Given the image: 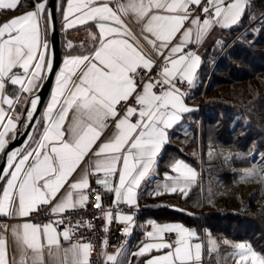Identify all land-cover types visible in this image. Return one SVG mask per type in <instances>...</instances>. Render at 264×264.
<instances>
[{"label":"snow or ice","instance_id":"1","mask_svg":"<svg viewBox=\"0 0 264 264\" xmlns=\"http://www.w3.org/2000/svg\"><path fill=\"white\" fill-rule=\"evenodd\" d=\"M19 3L20 0H0V9L17 10ZM66 3L65 29L91 22L98 30L91 33L94 47L87 54L64 60L39 139L29 135L31 143L6 153V167L0 169V181H5L0 189V215L27 218L42 206L51 205L50 213L60 218L46 224L25 220L11 228L0 226V264H48L46 254L52 264H90L94 246L83 242L82 237L72 242L85 222L77 221L75 227L65 226L61 231L63 214L84 209L92 194L95 206H101L102 195L90 182L94 175L102 176L96 184L114 195V203L138 206L137 189L153 171L168 142L169 130L184 114L194 111L186 105V93L181 90L185 83L195 87L198 78L201 56L194 47L202 45L216 28L238 26L250 0ZM128 19L140 25L141 36L155 58L145 54L125 22ZM41 20L45 21L47 34L53 21L47 0L0 26V152L5 151L7 137L17 127L18 118L14 121L9 111L19 103L21 95L31 96L39 89L46 79L43 73L53 67L48 58L49 43L46 38L41 40ZM67 46L73 45L69 41ZM9 87L18 89L14 97L8 95ZM38 102V95L29 101L31 111L26 116L30 124ZM110 128L111 134L105 136ZM86 159L87 167L82 168ZM171 171L175 175L166 174L171 183L155 194L187 198L197 182V172L180 160L175 161ZM254 174V170L247 173ZM104 215L111 224L112 213ZM118 219L125 225V235H130L134 215L120 214ZM150 227L153 230L146 233L150 242L133 255L145 256L153 251L162 254L151 256L145 264H203L202 244L191 242L197 236L195 231L178 223H150ZM168 234H174L175 240H167ZM9 235L15 244L11 261ZM62 241L69 247H62ZM103 243L106 247L108 242ZM234 248L237 251L232 258L236 264H264V254L250 244L237 243ZM122 251H105L104 264H125L120 258Z\"/></svg>","mask_w":264,"mask_h":264},{"label":"trees","instance_id":"2","mask_svg":"<svg viewBox=\"0 0 264 264\" xmlns=\"http://www.w3.org/2000/svg\"><path fill=\"white\" fill-rule=\"evenodd\" d=\"M34 3L35 0H21L17 10L32 7ZM263 12L264 0H253L239 25L246 21L245 17L249 14L259 16ZM239 25L231 29L239 28ZM255 25L258 27L256 34L253 31L241 34L225 49L215 63L206 89L208 93L214 91L217 85L224 84L227 87L224 91L232 87L234 96L208 95L199 101L200 109L187 114L190 122L187 132H177L159 157L161 169H169L178 158L191 163L198 170L196 184L187 198L164 193L141 199L138 217L159 223L180 222L199 230L206 228L216 236L246 239L255 251L264 254V204L257 207L255 201H250L244 208H236L234 204L219 206L207 197L208 182L215 184L212 176L214 168H226L221 172L223 178L217 183L224 187L227 184L225 177L229 172L236 173L234 168L238 164L235 156L228 153L220 165L216 159L208 156L211 149L226 147L233 152L252 151L250 159L264 155V14ZM206 55H201L197 83L205 80L201 74ZM203 75L205 77V73ZM196 86L187 95L193 107L194 98L203 88L202 81ZM198 116L200 121H193ZM187 137L190 138L191 147L186 145ZM192 142L198 149L196 154L188 152L193 149ZM203 204L202 209H195Z\"/></svg>","mask_w":264,"mask_h":264},{"label":"crops","instance_id":"3","mask_svg":"<svg viewBox=\"0 0 264 264\" xmlns=\"http://www.w3.org/2000/svg\"><path fill=\"white\" fill-rule=\"evenodd\" d=\"M252 1L253 0H250V3ZM40 2H41V0H35V3L32 7H26V8L21 9V10L0 9V12H2V17L0 19V26H2L4 22L10 21L14 17H18V16L23 15L24 13H26L28 11H32L34 9L35 5L40 3ZM112 2L114 3L115 0H112ZM66 7H67L66 0H56V17H57V27H58L59 44H60V63H59L57 70L55 71L54 76H53V80L51 83V87H50V91L48 93V96L45 99V102L41 108V112L37 118V120H39L41 123L40 124L35 123L33 130L30 134L35 139H39L40 133H42V131H43L44 114L47 110V105L51 102L52 93L56 88V76L60 73V70L64 67V60L68 57H71V56L87 54L89 52V50H91L94 47V41L92 39L91 33L98 31L94 27V25L91 24V22H89V24H86V25H77L76 27L65 29L64 20H63V10L66 9ZM125 22H126L128 28L132 31L134 36L139 40L140 44L143 46V50H144L145 54L153 56V58H155L154 54L151 53V51H150V47L147 45V43L143 40V38L141 36L140 25L135 23L134 20H132V19H128ZM40 23H41V40L43 41L46 38L48 43H49V35H48V33L45 34V32H44L45 21L41 20ZM226 30H228V29L216 28L214 31H212L205 38V41L202 45H204L205 43H207L210 40H213V39L215 40L218 37L220 38L221 35H219V34L223 33ZM69 41L73 45L71 48H69L67 46ZM202 45H196L194 47V50L196 52H198V54L200 56H201ZM49 56H50V52H49ZM201 61H202V58H201ZM46 71L47 70H45V72L43 73L44 76L46 74ZM198 73H199V69L197 72V77H198ZM196 83H197V80H196ZM195 86H196V84H195ZM191 88H194V87H191ZM17 90L18 89H15L13 87H9L8 88V95L10 97H14L16 95ZM29 97L30 96L28 94L21 95L19 103L16 104V106L13 110L9 111V115L14 119V121H17V118L19 119L20 114L24 108V105L27 102ZM185 103L187 106L194 108L193 105L188 101L187 95L185 97ZM5 108H7L6 105H5ZM187 114L188 113L184 114L181 121L177 125H175L171 130H169L168 142L172 140V137L175 134H177V132L186 133L183 131L188 130L189 123H190L189 119L187 118ZM112 130L113 129L110 128L108 130V132L105 133V136L110 135ZM0 131H3V128H0ZM13 135H14V133H9V135L7 137L8 141L12 138ZM29 143H31V141L28 138L27 141L25 142L24 146L26 144H29ZM34 146L35 145H33V147ZM164 146H163V148H164ZM163 148L161 149V152H160L159 156L157 157V161H156V164L154 166L153 171L149 174V176H147L141 182L139 189H137L138 203L141 201V199H144L146 197L157 196L155 194L157 191H161V192L164 191L163 185L166 183L167 184L171 183V181H168L166 179V174L167 175H175V173L171 171V166L177 160L183 161L184 163H186L187 165L192 167L198 174V170L193 165H191V163H189L188 161H186L185 159H182V158H178L173 163H171L169 169H161L160 165H159V157L163 151ZM1 154H2V152H0V155ZM81 167L82 168L87 167V159H86L85 163L81 165ZM76 178L78 179L79 177L77 176ZM197 179H198V177H197ZM4 186H5V181H2L0 184V189H2ZM111 200H114V195L112 193H107L104 190V201H105V203H109ZM25 220L30 221L28 218H18V217L13 218V217H6V216L0 215V226L7 225L9 228H11L13 226H17V225L24 223ZM30 222H32V221H30ZM150 223H155V224H159V225L178 223V224H181L184 227L188 228L189 230L195 231L197 233V236L192 238L191 242L202 244V258H204L205 256L212 257L217 263V260L215 259V257L212 255V253H209V250H208L209 239H208V236L206 235V231L208 229L203 228V229L199 230L196 227L186 226L180 222L159 223V222H156L150 218L136 217V218H134V225L132 227V231L130 234L131 238H130L129 242L125 246L120 248V249H123L122 255L120 258L125 260V264H127L128 261H131V264H145V261L147 259L151 258V256H156V255L162 254L160 252L153 251L152 253L145 255V256L137 257V256L133 255V253L137 252L138 249L140 247H142V245L144 243L150 242L149 239L147 238V235H146L147 232L153 230L150 227ZM59 230L62 231L63 229L59 228ZM72 242L75 243L74 241H72ZM62 247L67 248V247H69V244L62 241ZM213 247H216V246H213ZM218 247H219L218 250L222 251V250H225L226 248H228L229 246L220 245ZM14 254H15V244H14L13 238L11 237V235H9L8 236V256H9L10 261H11ZM45 260L48 262V264H52V260L50 257L47 256V254L45 255Z\"/></svg>","mask_w":264,"mask_h":264},{"label":"rangeland","instance_id":"4","mask_svg":"<svg viewBox=\"0 0 264 264\" xmlns=\"http://www.w3.org/2000/svg\"><path fill=\"white\" fill-rule=\"evenodd\" d=\"M263 14L264 12L262 14L260 13L259 16H257L256 14H249L247 17H245L246 21L239 25V28L226 30L220 34L218 33L219 35H221L220 38L218 37L215 40H210L204 45H202L201 55L207 54L206 58L204 59V66L202 70V73H205V77L203 74H201L202 77L205 78V80L201 79L197 83L198 86L202 81L203 88L201 90V93L197 95L193 100L195 104L194 110L198 108L200 109V105L198 104V102L203 100V98H206L208 95L224 94L229 97L234 96L235 92L234 90H231L232 87L229 90L224 91V89H227L226 85L224 84L217 85L214 91L211 90L208 93L206 92V89L208 88L211 79L213 68L215 66L216 61L220 58L225 49L230 44H232L235 38L239 37L241 34L250 33L251 31H253L255 34L257 33L258 27L255 24L256 21ZM217 41H221V43L218 44L216 43ZM205 64L207 65L205 66ZM196 119L197 120H195L194 118L193 121L199 122L200 116H198ZM189 141L190 138L187 137L186 145H190L191 147V142ZM192 148V151L190 150L188 152L196 154L198 152V149H195L196 147L193 146V142ZM228 153L231 154L233 157L235 156L234 160L236 161V163H238L237 166L234 168L236 173L229 172L230 174L225 177L226 179L224 180L227 184L222 187L217 183L223 178L221 172L223 171V169L226 168H214L215 171L212 172V176L213 180L215 181V184H211L210 182H208L207 191L209 195L207 197L210 201H213L215 205L219 206L234 204L233 206L236 208H244L247 204H249L250 201H255L254 203L256 204V206L260 207L262 204H264V175L260 174L264 173V155L260 154L254 159H250L252 151L233 152L229 151L226 147H218V149H211L210 153H208V156L212 159H216L215 161H218V163H220L221 165L222 159ZM253 170L255 174L252 176H248L247 173ZM203 207L204 204L196 207L195 209L200 210ZM206 235L209 239V253H212V255L217 260L218 264H236V259L232 258L233 254L237 251L234 248V245L237 243L250 244V242L246 239H236L227 235L215 236L210 230L206 231ZM210 241H215V245H212ZM225 241H228L227 246L229 247L222 251L218 250V246L226 245L224 243Z\"/></svg>","mask_w":264,"mask_h":264},{"label":"built area","instance_id":"5","mask_svg":"<svg viewBox=\"0 0 264 264\" xmlns=\"http://www.w3.org/2000/svg\"><path fill=\"white\" fill-rule=\"evenodd\" d=\"M188 95L191 92V86L186 83L181 89ZM102 178V176L90 177L92 188L102 195V202L100 207H96L95 194L90 196V200L84 209H78L76 211H68L63 214L64 224L59 228L64 229L65 226L75 227L77 221L85 222L84 226L79 227L77 234L73 237L74 242L83 238V242H90L94 247L90 252V264H104L105 251L109 254L115 253L118 249L125 246L131 236L125 235V225L118 219L120 214H133L134 218L138 217L140 213V205L136 207H129L127 204L114 203L111 200L109 203L104 201V189L101 185L96 184V180ZM51 206H42L37 212H34L30 217H27L33 223L46 224L51 221L59 219V216L52 215L50 213ZM111 212L113 220L109 224L105 217L106 212ZM90 225V226H88ZM107 228L108 231H104ZM167 240L174 241L175 235L168 234L165 237ZM107 240V246L105 247L103 241ZM203 264H216V261L212 257L205 256L203 258Z\"/></svg>","mask_w":264,"mask_h":264},{"label":"water","instance_id":"6","mask_svg":"<svg viewBox=\"0 0 264 264\" xmlns=\"http://www.w3.org/2000/svg\"><path fill=\"white\" fill-rule=\"evenodd\" d=\"M47 11L51 12L53 16V21L51 25L52 30L48 32L49 48H50L49 58L52 60L53 67L50 72L46 71L45 74L46 79L42 81V86L36 91H34L31 94V96L28 98L27 102L25 103L13 135L15 138H13L12 136V138L8 141L5 151L2 152L1 154L0 169H4L6 167V153L11 152L12 150H15L17 148H22L25 142L27 141V139L29 138V135L31 134L33 127L35 125V121H37V118L41 112V108L50 91V87L55 71L57 70L60 63V44H59V35H58L57 17H56V0H47ZM37 95L39 96V102L37 105V109L34 113L33 122L30 124L29 121H27L24 124V120L27 117L26 113L30 109L29 101L31 98ZM1 182L2 181H0V184Z\"/></svg>","mask_w":264,"mask_h":264},{"label":"bare ground","instance_id":"7","mask_svg":"<svg viewBox=\"0 0 264 264\" xmlns=\"http://www.w3.org/2000/svg\"><path fill=\"white\" fill-rule=\"evenodd\" d=\"M29 111H31V108L29 109ZM28 120H27V117L25 118V120H24V124L27 122Z\"/></svg>","mask_w":264,"mask_h":264}]
</instances>
